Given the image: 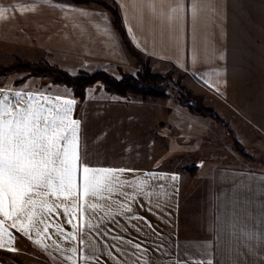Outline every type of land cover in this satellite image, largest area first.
<instances>
[{
    "label": "crops",
    "instance_id": "0c3cea01",
    "mask_svg": "<svg viewBox=\"0 0 264 264\" xmlns=\"http://www.w3.org/2000/svg\"><path fill=\"white\" fill-rule=\"evenodd\" d=\"M106 1L116 4L131 46L150 59L153 70L179 69L185 85L228 120L262 165L235 151L229 158H203L195 146L191 160L172 169V128L183 137L190 130L199 140V125L211 120L182 106L173 109L170 98L121 95L98 82L80 100L72 88L47 87L33 76L21 85L0 84L74 99L83 161L135 170L118 174L121 182L148 181L142 189L118 182L112 192L95 197H83L82 191L80 199L49 196L48 203L60 207L38 215L43 222L33 226L31 239L10 228L15 240L0 252L14 257L0 254V264H264V0ZM193 3L199 6L196 16ZM177 4L184 5L183 13L170 10ZM0 6L8 8V18L0 20V47L18 58H43L73 75L139 70L105 7L65 0H0ZM191 165L197 170H189ZM146 172L165 178L145 177ZM77 205L82 211L72 220L74 229L68 218ZM68 233L77 239H65Z\"/></svg>",
    "mask_w": 264,
    "mask_h": 264
},
{
    "label": "snow or ice",
    "instance_id": "6c2138e0",
    "mask_svg": "<svg viewBox=\"0 0 264 264\" xmlns=\"http://www.w3.org/2000/svg\"><path fill=\"white\" fill-rule=\"evenodd\" d=\"M18 7L28 9L24 4ZM170 10L179 14L185 9L184 5L177 4ZM198 10L199 6L193 3L192 15L196 16ZM7 12V7L0 6V20L8 18ZM75 104L74 99L59 94L53 96L39 91L0 88V217H3L0 219V248L13 244L15 237L10 228L31 239L33 226L43 222L38 220V215L42 217L60 207L49 204V196L80 199L81 191L83 197H95L104 190L112 192L118 182L121 187L138 183L142 189L147 185V180L119 181L118 174L134 169L96 168L83 161L80 155L81 122L73 117ZM144 176L165 178L164 174L157 176L153 172H146ZM171 179L176 181L178 177L172 175ZM121 195L128 198L127 193ZM131 199L134 202L136 197ZM120 208L132 211L127 204H120ZM63 211L68 217L69 206L64 205ZM81 211L79 205L71 209L68 223L74 229L77 225L72 220ZM132 218L142 219L138 216ZM8 221H11L10 226ZM48 227L47 224L44 226L45 234ZM55 227L57 232L62 231L59 225ZM80 231L82 233L83 229ZM37 235H40L39 231ZM68 236L77 239L73 233L66 234L65 239ZM34 243L45 247L41 239ZM135 247L139 249L140 245ZM9 250L15 249L10 247ZM72 252L75 253L76 249L73 248Z\"/></svg>",
    "mask_w": 264,
    "mask_h": 264
},
{
    "label": "trees",
    "instance_id": "16d2710c",
    "mask_svg": "<svg viewBox=\"0 0 264 264\" xmlns=\"http://www.w3.org/2000/svg\"><path fill=\"white\" fill-rule=\"evenodd\" d=\"M65 1L82 5H99L109 10L112 16L113 26L122 37L129 51L138 59L139 64L143 66V69L140 70L137 75L122 71L120 78L115 77L104 70H99L93 73L82 71L76 75H73L68 71L52 65L46 61L30 62L20 60L17 63L7 67L1 68L0 66V74L4 72L7 73L16 68L19 70L27 71L28 75L16 80V85L23 84L28 77L49 76L52 77V82L54 84L66 85L72 88L75 96L80 100L85 99L87 87L98 82H101L110 92L118 93L121 95L133 93L144 98L154 97L167 99L169 97V88H173L178 93L177 99L181 105L188 107L194 114L213 118L220 124L224 125L228 129L229 134L233 137L234 147L236 151L243 157H247L243 144L239 140H237L227 123L219 115L218 111L212 106L203 104L201 95L195 94L190 88L182 84L180 81L174 82L171 77L162 76L156 72H153L149 65L142 64L140 60V54L135 51L128 40V36L122 21V16L117 6L110 4L106 0ZM0 254L14 257L9 253L0 252Z\"/></svg>",
    "mask_w": 264,
    "mask_h": 264
},
{
    "label": "rangeland",
    "instance_id": "374dc122",
    "mask_svg": "<svg viewBox=\"0 0 264 264\" xmlns=\"http://www.w3.org/2000/svg\"><path fill=\"white\" fill-rule=\"evenodd\" d=\"M109 3L116 6V4H114L113 2H109ZM15 55L16 54H13L10 50L3 48V47H0V66H1V68L15 64L20 60L30 61V62L46 61V60H42L43 58L41 60H38V61H32V60H28V59H24V58H18ZM136 60L138 62L137 58H136ZM140 60H141L142 64L149 65V67L151 68V70L153 72H156L162 76L171 77L174 80V82L180 81L182 84L185 85L184 75L181 71H179V69H177L175 67H169L166 72H157V71L153 70V68L151 66L150 59H148V58H146L140 54ZM46 62H48V61H46ZM138 69H139L138 71H136L132 74L137 75V73L143 69V66L140 65L139 62H138ZM122 71L123 70H120V72H117L116 74H114V75L112 74V75L120 78L121 77L120 73ZM27 75H28L27 71L19 70L16 68V69H13L7 73H5V72L1 73L0 74V84L14 85L16 80L23 78ZM34 78H37V77H34ZM38 78H40V80H42L43 84H45L47 87H49L50 84L53 85L52 77L39 76ZM168 92H169L168 98H170L172 101L173 109L176 108L175 107L176 105L182 106L185 108L184 110H186V112H190L193 115H197V114H194L193 112H191L188 107L180 104V102L177 99L178 93L176 90H174L173 88H169ZM201 99L203 100V101L201 100L203 102V104H205L207 106H211L209 103H207L205 101L204 96H202ZM173 109H172V111H173ZM177 109H175V110H177ZM219 115H220V113H219ZM197 116H200V115H197ZM202 117H204V116H202ZM206 118H210V117H206ZM221 118L227 123L229 128L232 130L234 136L237 138V140H239L238 136L236 135L234 128L228 122V120L222 116H221ZM178 120H179V118H176V121H178ZM210 120L211 121L209 123H205L203 121L202 124L199 125V127H201L203 129V135L199 136V138H200L199 140L193 139L194 137H193V134L190 133V130L186 131V132H188V134H186L185 137H183L184 135L181 136L178 133V130L176 127L172 128V143H171V147H172L171 148L172 149V164H171L172 169H175L178 167H184V164H186L187 161H190L191 160L190 157H192L194 155V153L196 152V151H194L196 147L197 148L201 147L200 150L202 151V153L200 152V155L202 157L207 156L209 158L213 155V157L222 156L224 158H229L230 154H232L235 151L242 159L249 161L251 163H254L255 165H262V159H258L257 156L254 155V153L251 150H248L247 147L240 140L239 141L243 144V146L245 148V152L247 154V157H243L240 153H238L234 147L233 137L229 134L228 129L224 125L220 124L218 121L214 120L213 118H210ZM172 121H173V118H172ZM212 128H213V130H212ZM184 131H182V132H184ZM197 152H198V150H197ZM193 168H195V169H193ZM188 169L191 171H196L197 167L194 165H191L190 167H188Z\"/></svg>",
    "mask_w": 264,
    "mask_h": 264
}]
</instances>
